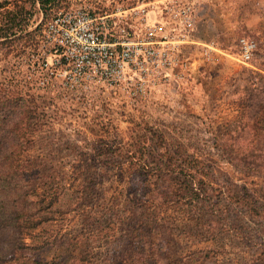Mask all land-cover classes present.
I'll use <instances>...</instances> for the list:
<instances>
[{"label":"rangeland","instance_id":"1","mask_svg":"<svg viewBox=\"0 0 264 264\" xmlns=\"http://www.w3.org/2000/svg\"><path fill=\"white\" fill-rule=\"evenodd\" d=\"M161 1L57 4L104 12ZM187 1V67L145 91L124 82L33 90L19 65L38 42L11 56L12 41L0 39V87L16 79L33 96L24 107L0 99V144L15 152L22 192L7 201L34 223L19 240L35 264H264V0ZM30 2L6 0L0 24L5 9ZM241 36L256 44L246 63L232 58Z\"/></svg>","mask_w":264,"mask_h":264},{"label":"built area","instance_id":"2","mask_svg":"<svg viewBox=\"0 0 264 264\" xmlns=\"http://www.w3.org/2000/svg\"><path fill=\"white\" fill-rule=\"evenodd\" d=\"M193 32L194 9L187 0L119 5L104 12L72 5L49 16L36 53L19 65V77L33 90L71 92L124 82L145 91L182 76L187 62L181 46L191 42ZM255 46L252 38L239 37L232 58L246 63Z\"/></svg>","mask_w":264,"mask_h":264},{"label":"trees","instance_id":"3","mask_svg":"<svg viewBox=\"0 0 264 264\" xmlns=\"http://www.w3.org/2000/svg\"><path fill=\"white\" fill-rule=\"evenodd\" d=\"M57 1L58 0H31L28 8H25L23 4H21L14 11L5 9L4 12L8 14V16H4V20H2L0 24V39L12 41V46L8 48L10 49L9 53H11V56H21L28 48L34 47L40 38L44 24L49 16L60 8L66 9L70 7L68 4L69 2L63 3L62 5L59 4L61 5L59 6ZM5 2L6 0H4V2H0V7H3ZM51 7L55 8V10H52ZM34 14L41 15L40 18L42 19L31 30H25V24L28 22V18ZM2 59L7 60V54H4ZM257 76L260 77V75L255 74L249 75V83L259 84V78ZM9 79L6 81L2 79L0 89L3 94L0 99H9L10 101L14 100L15 104H19V106L21 105L23 107L24 103H30L33 105L32 94L23 90L22 85L19 84L16 79H14L16 83L14 82L15 84H13L14 87L12 90L5 88L6 85H11L10 83L12 82V78L11 80ZM258 107H260L258 108L260 109V114L264 112V105ZM5 135L8 134L5 133ZM14 157V149L7 145L0 144V230H2L3 236V247L0 248V264H35L31 255H29L30 252L28 247L20 246L22 243L19 240L20 235L22 234L21 229L25 228L32 230L31 228L34 227V223L32 220L30 222L28 218L23 219L24 216L17 215V213L21 211L27 212V208H25V206L21 205V207H16L13 204L8 205L7 201L11 198L19 199L22 192L21 187L17 186L16 182H13V177L17 175L16 166H13ZM20 201L21 200L18 202ZM4 250L5 253L1 254Z\"/></svg>","mask_w":264,"mask_h":264}]
</instances>
